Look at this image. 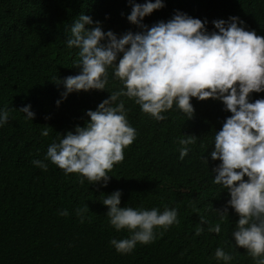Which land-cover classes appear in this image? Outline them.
I'll return each instance as SVG.
<instances>
[{
  "label": "trees",
  "instance_id": "1",
  "mask_svg": "<svg viewBox=\"0 0 264 264\" xmlns=\"http://www.w3.org/2000/svg\"><path fill=\"white\" fill-rule=\"evenodd\" d=\"M143 3L144 0H135ZM165 6L143 19L151 26L172 17L176 10L207 20L209 31L216 19L239 17L249 30L264 36V0H164ZM128 0H0V108L9 111L7 123L0 127V264H217L216 247L232 252L231 264H253L243 248L236 249L231 232L238 215L228 208L219 235L205 231L195 236L200 216L220 222L219 214L229 198L226 190L212 183L215 132L230 115L221 101L192 98L194 115L173 106L156 121L141 112L126 97L129 123L137 137L125 150L123 162L115 164L106 187L79 183L77 174L64 175L50 161L43 171L32 161L43 160L53 140L75 126H84L87 110H95L109 93L106 90L72 92L59 106L64 91L62 80L78 74L73 66L78 49L66 44L67 29L79 15L100 21L104 31L117 35L140 29L127 20ZM94 26V25H92ZM86 25V27H92ZM109 91L121 85L111 78ZM264 97L252 93L250 99ZM31 105L34 119L25 120L19 108ZM49 129L48 136L41 130ZM197 137L190 151L180 160L178 138ZM58 142V140H57ZM208 157V167L202 157ZM121 190V206L152 208L167 205L178 210L179 224L154 229L156 239L137 244L131 254H119L110 239L125 238L108 223L105 195ZM89 207L84 223L75 209ZM67 209V217L58 210ZM227 241V244L224 242ZM222 264V262H220Z\"/></svg>",
  "mask_w": 264,
  "mask_h": 264
},
{
  "label": "clouds",
  "instance_id": "2",
  "mask_svg": "<svg viewBox=\"0 0 264 264\" xmlns=\"http://www.w3.org/2000/svg\"><path fill=\"white\" fill-rule=\"evenodd\" d=\"M131 11L127 20L140 30L117 35L104 31L100 21L81 14L74 19L66 39L67 47L78 49L73 66L78 74L69 75L62 83L64 91L57 106L68 94L79 91L106 90L109 95L95 110H87L90 119L84 126H75L47 147L43 160L32 164L43 171L50 161L64 175L77 174L79 183L106 187L109 173L115 164L123 162L124 150L137 137L129 123L126 97L138 105L141 112L156 121L165 120L164 113L175 106L187 119L194 115L192 98L219 100L230 115L215 132L210 157L219 163L212 168V183L226 190L229 198L222 209L213 208L220 222L209 223L200 216L194 235L207 231L219 235L221 223L228 216V208L238 215L231 237L236 249L243 248L253 264H264V97L252 101V93L264 92V36L249 30L239 17L212 21L214 29L206 27L208 21L194 18L176 10L167 21L160 20L151 26L143 23L144 17L165 6L164 0H128ZM86 25L92 27H86ZM111 78L121 87L109 91ZM31 105L19 110L25 120H33ZM9 117V111L0 108V127ZM49 129L41 130L48 136ZM197 137L184 134L178 138L179 159L190 151L189 145ZM208 167V157H202ZM122 191L117 189L101 201L107 206L109 225L117 232L126 230L125 238H112L109 244L119 254H131L137 244L147 245L156 239L154 229L167 230L179 224L178 210L167 205L161 211L121 206ZM76 216L84 223L90 211L87 204L76 208ZM67 217V209L58 210ZM227 244V241L224 242ZM217 264H231L232 252L218 246L214 251Z\"/></svg>",
  "mask_w": 264,
  "mask_h": 264
}]
</instances>
